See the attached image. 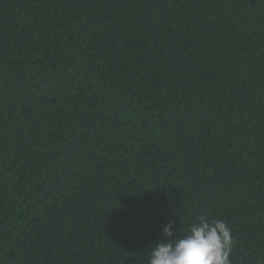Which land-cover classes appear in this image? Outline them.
Returning <instances> with one entry per match:
<instances>
[{
  "label": "trees",
  "instance_id": "trees-1",
  "mask_svg": "<svg viewBox=\"0 0 264 264\" xmlns=\"http://www.w3.org/2000/svg\"><path fill=\"white\" fill-rule=\"evenodd\" d=\"M201 215L264 264V0H0V264H148Z\"/></svg>",
  "mask_w": 264,
  "mask_h": 264
},
{
  "label": "clouds",
  "instance_id": "clouds-1",
  "mask_svg": "<svg viewBox=\"0 0 264 264\" xmlns=\"http://www.w3.org/2000/svg\"><path fill=\"white\" fill-rule=\"evenodd\" d=\"M161 231L169 239L150 248L148 264H231L234 240L232 229L223 220L201 215L180 238H175V221L163 225Z\"/></svg>",
  "mask_w": 264,
  "mask_h": 264
}]
</instances>
